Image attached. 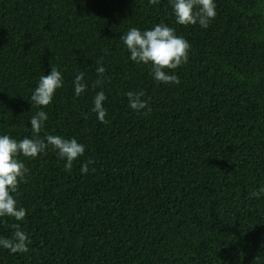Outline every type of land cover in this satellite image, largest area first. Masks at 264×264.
<instances>
[{
	"label": "trees",
	"instance_id": "obj_1",
	"mask_svg": "<svg viewBox=\"0 0 264 264\" xmlns=\"http://www.w3.org/2000/svg\"><path fill=\"white\" fill-rule=\"evenodd\" d=\"M215 4L202 29L176 24L168 0H0V133L32 136L29 97L52 66L63 86L39 135L84 145L70 169L51 148L20 157L13 195L31 242L0 248V264H264V0ZM157 23L190 45L179 84L153 81L119 39ZM100 90L105 123L90 110ZM128 91L147 108L129 109ZM12 223L0 218V236Z\"/></svg>",
	"mask_w": 264,
	"mask_h": 264
},
{
	"label": "clouds",
	"instance_id": "obj_2",
	"mask_svg": "<svg viewBox=\"0 0 264 264\" xmlns=\"http://www.w3.org/2000/svg\"><path fill=\"white\" fill-rule=\"evenodd\" d=\"M152 2V0H150ZM175 23L178 25H195L206 29L210 21L216 16L215 0H168ZM124 48L128 52V59L135 64L150 67V75L155 82L162 84H179V77L174 70L181 64L187 62L188 41L181 35H177L175 30L164 24L157 23L151 28L139 29L129 27L120 37ZM98 79L94 86H99L103 81L104 67L97 61L95 69ZM63 86L61 71L56 67L50 68L47 75L42 74L34 89L30 94V101L34 106H40L35 113L30 116L28 125L31 128V137L13 138L7 133H0V218L10 217L15 223L10 224L12 229L11 237L0 236V248L9 253H25L28 251L30 238L22 230L19 222L23 221L26 212L14 197L17 192L18 183L28 172L25 163L20 157L36 158L38 154H43L51 148L56 152L58 158L64 160V167L70 169L72 162L84 153V145L76 138H65L61 135L41 133L45 121L48 119L44 106L50 104L54 92ZM84 73L77 72L72 80L74 96H80L86 89ZM127 107L133 112L140 113L148 106L147 99H142V91H128L125 94ZM106 96L103 90L96 91L91 101V111L95 114L100 123H105L106 109L103 102ZM150 111V109H149ZM81 164V174L89 171L88 165ZM257 193H264V187L258 188Z\"/></svg>",
	"mask_w": 264,
	"mask_h": 264
}]
</instances>
